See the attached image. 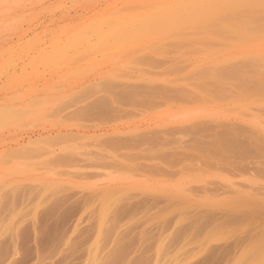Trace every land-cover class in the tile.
<instances>
[{
    "label": "rangeland",
    "instance_id": "obj_1",
    "mask_svg": "<svg viewBox=\"0 0 264 264\" xmlns=\"http://www.w3.org/2000/svg\"><path fill=\"white\" fill-rule=\"evenodd\" d=\"M135 1L0 2V233L5 236L6 228L8 233L18 224L20 232L29 230L32 247L34 239L46 234L55 240L60 232L56 240L64 253L51 238L48 249H27L28 258L23 253L11 263L259 264L264 259V90L251 97L240 80H218L222 88L215 84L216 90L209 84L216 83L214 69L256 80L264 74V32L257 18L246 31L234 25L236 19L219 23L230 9L247 15L263 0ZM166 5L172 7L167 14ZM154 8L156 18L149 24ZM162 13L170 17L168 24L160 23ZM136 17L144 23L142 18L133 23ZM108 18L116 19L114 25L129 22L127 30L119 24L127 31H121L124 37L128 28L138 27L125 40L114 30L118 26L104 24ZM219 27L223 36L215 32ZM260 82L264 85L263 78ZM110 83L168 85L185 92L181 99L102 114L105 103L97 97L107 95L104 86ZM95 102L102 104L97 108ZM87 106L93 109L84 113ZM191 126L208 128L206 141L237 126L255 138L259 153L224 159L192 146L161 169L148 146L138 152L105 142L113 128L161 133ZM183 134L175 133V146L193 144L195 137L186 133L181 139ZM131 154L147 159L133 162ZM51 250L56 253L48 256Z\"/></svg>",
    "mask_w": 264,
    "mask_h": 264
},
{
    "label": "bare ground",
    "instance_id": "obj_2",
    "mask_svg": "<svg viewBox=\"0 0 264 264\" xmlns=\"http://www.w3.org/2000/svg\"><path fill=\"white\" fill-rule=\"evenodd\" d=\"M8 1V0H7ZM137 1V0H136ZM135 1V2H136ZM139 1V0H138ZM145 1V0H144ZM157 1V0H156ZM156 1H154V2H156ZM163 1H165V0H163ZM174 1H176V0H174ZM179 1V0H178ZM0 2L1 3H4V0H0ZM15 2V1H14ZM140 2H142V1H140ZM146 2V1H145ZM263 2V5H261V3ZM261 3H257V4H259V5H257V6H262V7H259V9L258 8H255V7H257V6H254L253 8L254 9H257V10H254L253 8H251V10L249 11V10H246L247 12H248V14L246 15L245 13V15L244 14H241L240 12H242L241 10H240V12L238 11V9H232L233 11H230L229 10V14L227 15L226 13H225V15L223 16V17H225V18H221L219 21V23H220V25H221V21L222 20H232V19H236L237 20V18H240L238 21H236L235 20V22H234V25H236L237 24V22H238V26H239V28L242 30V28H244V30L246 29V28H249L250 29V25L248 26V23L249 22H251V20L252 19H256L258 22H259V26H260V30L259 31H262V32H264L263 31V28L262 27H264V0L262 1ZM16 3V2H15ZM144 3V2H143ZM149 3V2H148ZM158 3H160V1H158ZM163 3V2H162ZM135 4V3H134ZM146 4L147 3H145V4H141V6H146ZM154 5H156L155 3H153ZM170 4H173V3H171L170 2ZM136 5V4H135ZM135 5H133V6H135ZM137 5H139V7L138 8H140L141 9V6H140V3L138 4L137 3ZM149 5L150 4H148V7H149ZM154 5H150V7L152 6V7H155ZM181 5V4H180ZM180 5H178V6H180ZM167 6V5H166ZM165 6V7H166ZM147 7V6H146ZM167 7H169V8H167ZM165 9H164V6L163 7H161V10H158L159 8H160V5H159V7H158V9H152L151 10V12H150V15H149V17L147 16V15H145L146 17H148V21H149V24L150 23H154V21H155V18H156V16L155 15H152L151 13H153L152 11L154 10V12L155 11H160V13L162 12V10H163V12L165 11V13L167 12V13H170L172 10V7H170V6H167ZM163 8V9H162ZM241 8V7H240ZM3 9V8H2ZM9 9V8H8ZM137 9V8H136ZM135 9V7H134V9L133 10H136ZM169 9H170V11H169ZM227 10H228V8H226ZM226 9H225V12H226ZM132 10V11H133ZM166 10H168V11H166ZM143 11V10H142ZM245 11V12H246ZM137 12V11H136ZM135 12V13H136ZM148 12V11H147ZM138 13V12H137ZM136 13V14H137ZM140 13V12H139ZM164 13V14H165ZM166 13V14H167ZM243 13V12H242ZM124 14V13H123ZM129 14V13H128ZM133 14V13H132ZM128 15V18H132L131 16H133V15ZM155 14V13H154ZM163 14V13H162ZM162 15V17H161V15H160V23H162V24H168L169 23V21H170V19H168V18H170L168 15ZM120 15H122V14H120ZM127 15V14H126ZM152 15V16H151ZM244 15V16H243ZM145 16H143V18H145L146 20H147V18L145 17ZM150 16H151V19H150ZM154 16H155V18H154ZM227 16V17H226ZM116 17V16H115ZM126 18V16L125 15H123V18ZM138 17V16H137ZM136 17V18H137ZM114 18V17H113ZM136 18H134L133 20H135V21H132L133 23H135V22H138V21H140L141 20V18L142 17H139V19L137 18V21H136ZM142 18V20H143V23H144V19ZM152 18H154V19H152ZM111 19V20H110ZM243 19V20H242ZM116 20V19H115ZM115 20H112V18H108L107 20H104V21H106V22H104L103 20L101 21V22H104V24H106V23H109L110 25H113V28H114V26H118V27H116L114 30L116 31V32H119V34L121 35L122 33L124 34V31H125V33L127 32L126 30H127V25L129 24V22L126 24H124L121 20V22H122V25L121 26H126V30H124L125 29V27H124V29L122 28H120L121 26L119 25V24H121V22H119V21H116V22H118V24L115 22V25H114V21ZM141 20V21H142ZM150 20L152 21V20H154V21H152V22H150ZM176 20H179V18L178 19H176ZM111 21H112V23L113 24H111ZM140 21V22H141ZM158 21V20H157ZM171 21H174L173 23H175V19L174 20H171ZM223 21V23L225 24L226 22H224ZM132 22H130V24H131V26L133 25V23ZM140 22H138V23H140ZM200 22H202V21H200ZM205 22V21H204ZM95 23H97V22H95ZM142 23V24H143ZM222 23V24H223ZM100 24V23H99ZM99 24H96V25H99ZM102 24V25H101ZM100 24V29L102 30V27H103V23H101ZM108 24V25H109ZM117 24V25H116ZM137 24V23H136ZM141 24V23H140ZM139 24V26H141ZM223 24V25H224ZM250 24V23H249ZM95 25V24H94ZM108 25H107V27H108ZM146 25V24H145ZM236 25V26H237ZM83 26V25H82ZM81 26V27H82ZM85 26V25H84ZM102 26V27H101ZM120 26V27H119ZM143 26V25H142ZM235 26V27H236ZM237 26V27H238ZM89 26L87 25L86 26V30H89V29H91V27H92V25H90V28H88ZM112 27V26H111ZM128 27H130V26H128ZM137 27H138V25H137ZM136 27V25L134 24V26L132 27L133 29H134V31H135V28H137ZM217 27H218V25H217ZM216 27V28H217ZM234 27V28H235ZM85 28V27H84ZM131 27L130 28H128V29H131L130 31H133V29H132ZM238 28V29H239ZM95 29V27H93V29H92V31ZM103 29H107L106 27L105 28H103ZM116 29H118V30H116ZM248 29V30H249ZM240 30V31H241ZM89 31H91V30H89ZM100 31V30H99ZM108 31H109V28H108ZM121 31H123L122 33H121ZM129 31V32H130ZM216 31H218L217 33L218 34H220L221 36H223L224 35V33L221 31V29H220V27L218 28V29H216L215 30V32ZM235 31H236V29H235ZM239 30H238V32H240ZM246 31V30H245ZM127 33L128 35H130V36H132L131 34L133 33V32H131V33ZM223 34H221V33ZM216 33V34H217ZM118 34V33H117ZM122 34V38L123 39H125V40H127V38H130L127 34V36L125 35V37H124V35ZM220 35H218V36H220ZM118 42H120V44H121V41H118ZM258 62H259V60H257ZM256 61V62H257ZM211 73H216V78H215V81H216V83L214 82V84H213V86L211 87V85L212 84H209L210 85V89H214L215 88V90L217 89L216 87H214V85L216 84L217 85V82H218V80H219V82H220V80H222V79H229V80H236V81H241L239 84H240V87L243 89V90H245V92L247 93V94H250L249 96H251L252 97V95L255 93V92H261V91H263L264 90V85H263V83L262 82H260V80H261V78H263L264 79V74H261L260 75V77L256 80L255 79V77H252L251 75H248V76H245V75H242V74H238L237 72H234V71H231V70H226V69H214ZM167 81V80H166ZM111 85H109V86H104L105 87V90L107 91V95H104L103 97L104 98H102V97H97V98H100L99 100H97V102H99L101 99V102L103 103H105L104 104V108L101 106V109H99L100 111H101V113L103 114L104 112L105 113H107V112H109V110L111 111V112H109V113H112L113 111H118V110H120V108H122V106H125V107H136V106H140V105H157V103L156 102H160L159 100H162V99H165V100H167V99H169V98H171V97H177L178 99H181L183 96H184V90L183 89H180V88H178V89H175L174 87H170V86H168V85H165V86H158V85H138V84H132V83H121V84H115V83H110ZM215 85V86H216ZM221 85V87L220 88H222V84H220ZM220 85H217V87L219 88V86ZM219 90V89H218ZM222 90V89H221ZM105 92V91H104ZM106 93V92H105ZM257 94V93H256ZM256 94H254V96H257ZM260 94V93H259ZM253 96V97H254ZM81 98V97H80ZM83 100H87V99H83ZM164 100V101H165ZM82 101V100H81ZM95 101V100H94ZM92 102V101H91ZM97 102H95V105H93V106H99L100 107V105L102 104L101 102H100V105H99V103H97ZM92 103H94V102H92ZM92 103H91V107H92ZM88 105H89V103H88ZM96 106V107H97ZM85 107H86V104H85ZM90 106H87V108H85L84 109V113H85V111L86 112H90L91 111V109H93V108H89ZM99 107H97V108H99ZM83 108H84V106H83ZM83 108L82 109H80V111H82L83 110ZM97 108H96V110H97ZM95 110V109H94ZM95 110V111H96ZM100 111H99V113H97V114H100ZM93 113H95V112H93ZM90 114V113H89ZM97 114L95 113V114H93V116L95 115V116H97ZM102 114L100 115V117L102 116ZM92 115V114H91ZM90 115V116H91ZM105 115V114H104ZM99 117V116H98ZM151 130V129H150ZM150 130H148L149 132L148 133H141V132H138L139 130H133V131H126V132H122L120 129H118V128H113V132H112V134H111V138H108V139H106V143L108 142L112 147H117V148H126V149H130V151L131 150H134V149H138L139 150V148L141 147V148H144L143 146L145 145V146H148L146 149L147 150H149L152 154H151V156L154 158V160H160L159 162H158V165L159 166H157V167H161V169H162V167H164V165H167V166H171V165H169L168 163H172V162H174L177 158H178V155L179 154H185V149H186V147H187V149H188V147H190V148H192V146H193V148L194 149H198L199 151H201V152H207V154L208 155H211L212 157H220V158H224V159H226V158H228V157H233V156H235V155H237V154H242V153H244V152H249V153H252V152H256V150H257V147H256V145H255V138L253 137V136H247V135H242L241 134V129L239 128V127H237V126H227L225 129H224V132L225 133H221V134H219V133H217V134H215L212 138H210L208 141H206V137H207V131H208V128H206V127H204V126H198V127H193V126H191V128H176L175 130L174 129H172L171 130V132H169L168 130L167 131H163V129H162V131L163 132H157L156 130L155 131H150ZM161 131V130H160ZM160 133V134H159ZM162 133L164 134V135H162ZM175 133H178V134H180V133H184L183 134V137H182V135L179 137V139L181 138V139H184V136H186V133H191L194 137H195V139H194V142H193V144L191 145H189V146H181L180 145V143L177 145V146H175L174 144L175 143H177V141L179 142V140H178V137L176 138L175 137ZM224 134H227V135H224ZM169 135H174V137H175V139L174 138H171V137H169ZM176 136H177V134H176ZM177 140V141H176ZM181 143H182V141H181ZM170 149H174V150H170ZM137 150V151H138ZM252 151V152H251ZM258 151V150H257ZM139 152V151H138ZM149 152V153H150ZM142 153H144V151L142 150ZM256 153H259V152H256ZM256 153H253V155H257ZM127 154V153H126ZM145 154H147V153H145ZM135 154H131V156H134ZM127 157H128V154L126 155ZM125 156V157H126ZM129 157V158H132V157ZM149 156V155H148ZM64 158H66V159H70L71 157H68L67 155H65V156H63ZM124 157V158H125ZM126 157V158H127ZM137 157V158H136ZM142 157V158H141ZM141 157H138L137 155L136 156H134L133 157V159H139V158H141V161L143 160H145L144 158H146V157H143V155L141 156ZM150 158V157H149ZM128 159V158H127ZM132 160L133 162H136L137 160ZM147 159V158H146ZM152 159V158H151ZM151 159H150V161H151ZM139 161V160H138ZM146 161V160H145ZM152 161H153V159H152ZM140 162V161H139ZM143 163V162H142ZM141 163V164H142ZM156 163V162H155ZM164 163H166V164H164ZM137 164V163H136ZM139 164V163H138ZM144 164V163H143ZM153 164V163H152ZM151 164V165H152ZM137 166H139V165H137ZM153 166V165H152ZM142 167V166H141ZM156 166H154V167H152V168H155V169H158ZM167 168V167H166ZM169 168V167H168ZM165 170V169H164ZM128 204H129V206L130 205H132V204H130L131 202H127ZM127 203H125V204H127ZM128 204H127V207H129L128 206ZM126 206V205H125ZM17 226V228H14V226ZM12 226H10V228H8V229H10L12 232H10V230L8 231V233H7V228H6V230L4 231V232H6L5 233V236H4V233L2 234V233H0V237H2V238H0V264H12V263H17V262H19L20 260H21V257L20 256H22V254L24 253V254H26V255H24V257L26 258V256H27V258L29 257V254L27 253V249H32V250H36V252L38 251V250H40V249H42V250H44V248H47V246L51 243V242H49L50 240H51V238H53V241H56V243H57V241L58 240H56V238H58L59 237V234H61L60 232H59V234L57 233V235H58V237H55V240H54V237H50V236H47L46 234V236L48 237H45V235L43 236V238L41 237H38V238H36V239H34L33 241V243L34 244H32V247H30L29 246V244L30 243H32L31 242V240H29L30 239V236H29V230H28V232L27 231H25L26 229H24V230H22L21 232L25 235V237L26 236H28L29 238H25L24 237V235L22 236V235H20L21 234V232H20V230L21 229H23V228H18V227H21V226H19L18 224H14L13 225V228L14 229H12L11 228ZM25 228V227H24ZM37 228V227H36ZM1 229V228H0ZM32 229H33V225H32ZM34 229H35V227H34ZM52 229V228H51ZM36 230V229H35ZM34 230V231H35ZM44 230V229H43ZM47 230H50L49 229V227L47 228ZM23 231H25V232H23ZM51 231V230H50ZM49 231V232H50ZM53 231V230H52ZM0 232H1V230H0ZM45 232L47 233V231H46V229H45ZM56 232H58V230L56 231ZM56 232L54 231L53 232V234L52 235H54V234H56ZM12 235L11 237L10 236H8V235H10V234ZM49 234H51V233H49ZM6 236H8V237H6ZM54 236H56V235H54ZM48 240H47V239ZM61 238V237H60ZM59 238V239H60ZM50 239V240H49ZM27 240H29V241H27ZM27 242H30V243H27ZM59 243L61 242V241H58ZM54 243V242H53ZM52 243V244H53ZM55 243V244H56ZM59 243H57V245L59 244ZM33 245H35V247L36 248H34V246ZM51 245V244H50ZM57 245H55V247H58ZM60 245H62V244H59V246ZM51 247H53V248H51V249H55V247H54V245L53 246H51ZM58 248H60L61 249V246L60 247H58ZM124 248V247H123ZM48 249V248H47ZM46 249V250H47ZM60 249H57L56 248V250H59V251H57V253H56V251L55 250H51L52 252L53 251H55V252H53L52 254H50V252L49 253H47V255L48 256H51V255H53L54 253H56V254H58V252L60 253ZM23 252H22V251ZM32 250H31V252H32ZM45 250V251H46ZM62 251H61V254H64L63 253V249H61ZM124 250V249H123ZM48 251H50V248H49V250ZM12 252V253H11ZM30 252V253H31ZM36 252H33L34 254L36 253ZM40 252H42L41 250H40ZM124 252H125V250H124ZM46 253V252H45ZM42 254V253H41ZM43 254H44V252H43ZM50 254V255H49ZM39 255V254H38ZM37 255V258L39 259V256L40 257H42L43 255H39L38 256ZM46 255V254H45ZM46 255V257H48ZM59 255V254H58ZM31 256H33L32 254H30V257ZM35 256H36V254H35ZM60 256H64V255H60ZM45 257V256H44ZM33 258V257H32ZM23 259V258H22ZM41 259V258H40ZM39 259V260H40ZM44 260L46 259V258H43ZM57 259V258H56ZM59 259V258H58ZM26 260V259H25ZM24 260V261H25ZM38 260V261H39ZM11 261H13L12 263H11ZM59 261V263L61 262L62 264L64 263L63 262V260H58ZM41 262V261H40ZM22 263V262H21ZM26 263V262H25ZM24 264V263H23ZM48 264V263H47ZM49 264H51V263H49ZM54 264H55V262H54ZM58 264V263H57Z\"/></svg>",
    "mask_w": 264,
    "mask_h": 264
},
{
    "label": "snow or ice",
    "instance_id": "obj_3",
    "mask_svg": "<svg viewBox=\"0 0 264 264\" xmlns=\"http://www.w3.org/2000/svg\"><path fill=\"white\" fill-rule=\"evenodd\" d=\"M245 264H247V262H245ZM259 264H264V259H262Z\"/></svg>",
    "mask_w": 264,
    "mask_h": 264
}]
</instances>
